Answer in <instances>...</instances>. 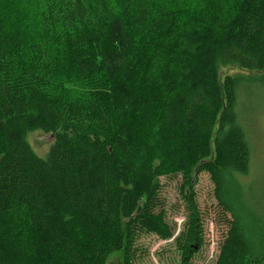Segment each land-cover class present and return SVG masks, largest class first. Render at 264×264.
<instances>
[{"label": "trees", "instance_id": "trees-1", "mask_svg": "<svg viewBox=\"0 0 264 264\" xmlns=\"http://www.w3.org/2000/svg\"><path fill=\"white\" fill-rule=\"evenodd\" d=\"M13 1L15 22L0 10V264H106L142 233L169 239L159 179L178 175L175 239L192 254L203 172L227 227L213 264H264L237 112L240 85L264 88V73L219 75L264 68V0ZM34 130L52 135L44 156Z\"/></svg>", "mask_w": 264, "mask_h": 264}, {"label": "rangeland", "instance_id": "rangeland-1", "mask_svg": "<svg viewBox=\"0 0 264 264\" xmlns=\"http://www.w3.org/2000/svg\"><path fill=\"white\" fill-rule=\"evenodd\" d=\"M0 10L6 21H16L13 0H0ZM262 70H246L236 65H219L220 80L225 75L241 78L258 77ZM240 85L237 91L238 120L243 129L250 153L249 169L246 175L238 176L243 183L242 201L245 205L264 203V88L258 82ZM244 88V89H243ZM27 140L33 151L44 156L52 142L50 134L34 130L27 134ZM160 199L164 203L167 222L175 227L169 239H162L153 233H142L135 242V254H129L130 264H213L218 254V245L226 232L223 215L213 195V183L205 172L198 174L193 191L201 215L202 243H191L194 252L186 253L185 247L176 241L181 236L186 219L185 203L180 193L181 176L176 178L160 177ZM228 216V215H227ZM125 253V254H127ZM124 251L111 253L106 264H122Z\"/></svg>", "mask_w": 264, "mask_h": 264}, {"label": "water", "instance_id": "water-1", "mask_svg": "<svg viewBox=\"0 0 264 264\" xmlns=\"http://www.w3.org/2000/svg\"><path fill=\"white\" fill-rule=\"evenodd\" d=\"M50 137L52 138V135H50Z\"/></svg>", "mask_w": 264, "mask_h": 264}]
</instances>
